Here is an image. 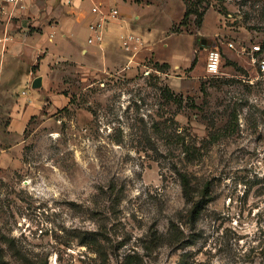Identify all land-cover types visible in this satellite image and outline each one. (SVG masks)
Here are the masks:
<instances>
[{
    "label": "rangeland",
    "instance_id": "1",
    "mask_svg": "<svg viewBox=\"0 0 264 264\" xmlns=\"http://www.w3.org/2000/svg\"><path fill=\"white\" fill-rule=\"evenodd\" d=\"M48 1L66 15L26 32L55 56L45 98L72 103L44 107L0 167V264H264V53L252 54L264 47V0H95L131 14L106 25L101 46L67 14L92 0ZM188 4L206 10L201 27L194 16L181 25ZM109 32L142 37L134 63ZM38 69L0 89V132L38 100ZM180 174L197 201L211 186L195 222Z\"/></svg>",
    "mask_w": 264,
    "mask_h": 264
},
{
    "label": "crops",
    "instance_id": "2",
    "mask_svg": "<svg viewBox=\"0 0 264 264\" xmlns=\"http://www.w3.org/2000/svg\"><path fill=\"white\" fill-rule=\"evenodd\" d=\"M83 1L84 0H82V2ZM92 1L93 7L95 0ZM29 5L27 11L19 13L17 17L19 21L17 23L12 22L11 19L5 17V25L0 28V39L5 36H10L12 38V40L6 44H0V89H12L13 81L16 79L22 68L26 71L28 68L39 67L37 70L38 74L35 75L31 72V75L32 77L34 75V80L36 79V76L43 78V90H40L42 92H40L39 98H37L38 100H33L29 103L24 102L22 109L19 108L18 110H15V112L13 111L6 114L9 123L0 132V135L2 136L1 142L7 144V147L0 148V167H7L13 162L14 158L12 157L11 152L19 146L16 141L25 136L32 118L40 115L44 107H48L50 104L52 109H56L60 105L67 108L70 104V98L64 94H54L53 99L51 98L52 101H50L49 94L45 98L44 92L45 94L48 93L51 88L48 74L51 69L52 58H55V56L51 53L50 47L46 45V41L39 40V42L35 44L33 43V40L36 39V36H31L26 32L29 25L37 27L42 24L46 27L48 26L47 28H50V19L59 17L60 22V20L66 15V11L63 10L64 8H62V5L55 8L52 1L48 0H31ZM72 7H74V5H72ZM91 9L83 10V12H78L76 10L68 11L67 14L74 16L77 15L79 22H87L86 26L88 28L89 22L93 19ZM128 9L130 10V8ZM129 10L127 13L125 12L126 10L121 9V17L123 18L125 13H127L126 15L131 16ZM138 18V15H136L135 19ZM120 22L125 24L123 19H121ZM124 36L125 35L122 34L119 36L117 32L111 34L109 32V34H106L108 40H122ZM50 42H52L51 39ZM148 47L151 49L153 48L149 45ZM47 49H49V51ZM81 49H83L82 54L90 52L87 48Z\"/></svg>",
    "mask_w": 264,
    "mask_h": 264
},
{
    "label": "built area",
    "instance_id": "3",
    "mask_svg": "<svg viewBox=\"0 0 264 264\" xmlns=\"http://www.w3.org/2000/svg\"><path fill=\"white\" fill-rule=\"evenodd\" d=\"M31 0H0V11H2L9 19L18 17L19 13L27 11ZM93 19L88 24L90 36L88 43L90 45L101 46L105 39V30L108 23L117 22L121 19V12L118 8H112L105 10L103 6L94 5L91 9ZM10 36H5L0 39V44H6L11 41ZM234 47L233 45H230ZM122 47L125 51L131 52V63L134 62L135 57L144 47V41L142 37L134 33H130L123 38ZM264 51L262 46L257 44L252 47L253 55H263ZM259 65V74L264 78V58L255 61ZM222 64V55L218 49L212 48L207 54V67L206 71L210 76L220 74ZM145 74L149 75L150 72ZM24 95L27 93L24 92Z\"/></svg>",
    "mask_w": 264,
    "mask_h": 264
},
{
    "label": "trees",
    "instance_id": "4",
    "mask_svg": "<svg viewBox=\"0 0 264 264\" xmlns=\"http://www.w3.org/2000/svg\"><path fill=\"white\" fill-rule=\"evenodd\" d=\"M206 10L200 11L197 7H194L190 4L187 5L186 14L184 16V19L181 23L182 26L187 27L189 24L190 19L194 16L195 17V24L198 27L202 26L203 19L205 17ZM264 49V47L262 48ZM264 51V50H263ZM196 61L193 62L192 67L190 69H194ZM167 64H163L161 68H167ZM66 95V94H64ZM68 97V95H66ZM70 98V97H69ZM70 103H72V100L70 98ZM34 117L32 118V120ZM31 120V121H32ZM181 177V183L183 186V192L186 199V202L188 204L192 205L191 211H190V221L195 222L197 218L201 215L203 209L205 208L206 203L210 200L211 195V186L210 183H206L203 190L201 191V197H203L201 200L197 201L193 192V188L191 185V182L186 174H180Z\"/></svg>",
    "mask_w": 264,
    "mask_h": 264
},
{
    "label": "water",
    "instance_id": "5",
    "mask_svg": "<svg viewBox=\"0 0 264 264\" xmlns=\"http://www.w3.org/2000/svg\"><path fill=\"white\" fill-rule=\"evenodd\" d=\"M203 45H204V43H203ZM205 46V45H204ZM208 46H211V43L210 44H208ZM43 86V78L42 77H38V78H36L35 80H34V82H33V88L34 89H39V88H41Z\"/></svg>",
    "mask_w": 264,
    "mask_h": 264
}]
</instances>
